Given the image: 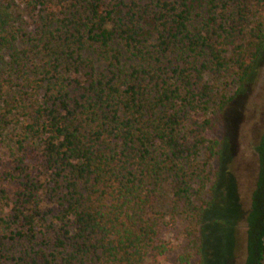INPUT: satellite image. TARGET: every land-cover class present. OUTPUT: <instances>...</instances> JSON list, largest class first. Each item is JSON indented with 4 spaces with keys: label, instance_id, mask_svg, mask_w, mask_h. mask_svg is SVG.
Segmentation results:
<instances>
[{
    "label": "trees",
    "instance_id": "16d2710c",
    "mask_svg": "<svg viewBox=\"0 0 264 264\" xmlns=\"http://www.w3.org/2000/svg\"><path fill=\"white\" fill-rule=\"evenodd\" d=\"M3 2L1 80L28 102L15 188L0 189V264H159L165 198L198 264L215 226L238 243L231 181L235 215L207 218L221 115L264 52V0ZM253 150L243 264H264V129Z\"/></svg>",
    "mask_w": 264,
    "mask_h": 264
},
{
    "label": "rangeland",
    "instance_id": "374dc122",
    "mask_svg": "<svg viewBox=\"0 0 264 264\" xmlns=\"http://www.w3.org/2000/svg\"><path fill=\"white\" fill-rule=\"evenodd\" d=\"M7 59L8 57L5 55L4 60H0L1 71L6 69L4 62ZM1 78L6 79V75H0V80ZM1 84L3 86L0 87V189L6 190L7 195L10 196L13 194L15 185L13 180L5 177V173L6 171L14 172L13 160L17 148L15 141L18 139L20 125L23 122L22 115L26 113L23 107L27 106L28 101L22 103L24 94L18 87L4 86L2 80ZM25 98H28V95ZM263 129L264 52L247 84L239 89L234 100L221 115V124L218 130L221 154L214 162V166L220 169L219 183L222 185L215 193V201L207 221H212L214 215L226 214L228 217L235 215V210L231 206L232 201L227 195L225 196V189L230 187L229 181H231L237 214L233 226L238 243L222 239L219 236L222 235V232L217 233L220 230V225L219 227L215 226L210 233L208 242L204 245V259L202 260L208 261L207 264H243L244 262V219L249 209L250 195L256 175V158L253 149ZM224 172L225 177L222 175ZM168 200L165 198L162 203V212L165 216L162 219L163 224L158 235V241L165 245L167 251L159 264H198L199 257L186 232L189 230L187 229L188 223L184 221L183 216L171 217L172 210L168 209V205H170ZM217 205L224 214L218 210ZM8 212L9 207L6 206V201L0 199V218L5 217ZM217 220L224 225L221 224V227H228V219L220 217ZM37 232L36 242L38 244L45 243L49 234L44 231L42 233L39 229ZM2 235L5 234L0 229V236ZM201 235L204 239L208 238V227H202ZM225 255H230L231 258L226 259ZM187 257L188 259L185 261L184 259ZM206 259L208 260L206 261ZM147 264L153 263L148 262Z\"/></svg>",
    "mask_w": 264,
    "mask_h": 264
}]
</instances>
